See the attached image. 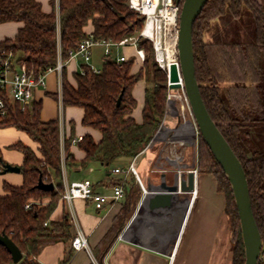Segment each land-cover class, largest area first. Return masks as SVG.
<instances>
[{
    "label": "trees",
    "instance_id": "16d2710c",
    "mask_svg": "<svg viewBox=\"0 0 264 264\" xmlns=\"http://www.w3.org/2000/svg\"><path fill=\"white\" fill-rule=\"evenodd\" d=\"M50 5L52 11L47 13L37 0H0V24H22L15 38L0 41V52L12 53L17 63L25 65L34 77L56 67L59 57L67 62L70 52L89 37L117 43L136 36L144 25V19L130 9L128 0H50ZM244 6L253 10L256 20L253 44L205 41V33L214 21L228 12L239 18ZM90 25L93 26L91 35L86 32ZM193 43L202 98L244 168L254 217L264 242V152L252 142L250 132L264 129V0H208L194 23ZM140 47L146 50L148 58L136 75L131 74L134 61L117 64L115 60H108L98 73L84 65L85 74L76 73V86H73L68 81L66 66L63 68V107L83 109L82 125L102 135L100 142H95L91 135L77 142L85 153L83 161L78 162L71 151L73 136L62 141L59 119L42 121L41 103H33L24 110L17 103H10L7 117L0 120V127H15L38 144V154L21 143L14 146L24 155L21 166L24 182L20 187L6 183L5 195L0 196V232H5L24 254L18 264H39L37 259L43 248L72 237L68 215L59 222L51 221L64 192V170L70 172L96 164L108 166L121 159L133 160L158 132L167 102V75L153 59L152 44L143 41ZM143 78L148 87L143 122L137 123L132 116L137 105L133 90ZM53 97L59 101L58 93ZM71 126L73 131L75 123L71 122ZM198 171L217 177L227 200L232 262L245 264L240 220L231 186L202 138L198 146ZM40 178L48 184L54 183L57 190L38 189ZM138 192L130 194L116 224L104 238L102 250L95 253L99 264H103L104 255L128 223L135 206L133 200L142 194L140 189ZM28 203H32L31 210L25 209ZM0 264H14L2 245Z\"/></svg>",
    "mask_w": 264,
    "mask_h": 264
},
{
    "label": "crops",
    "instance_id": "0c3cea01",
    "mask_svg": "<svg viewBox=\"0 0 264 264\" xmlns=\"http://www.w3.org/2000/svg\"><path fill=\"white\" fill-rule=\"evenodd\" d=\"M37 1L41 2L45 12L52 11L50 0ZM21 26L22 24L17 22L0 24V41L15 38ZM86 32L91 35L93 26H88ZM127 49L131 53H127L125 56L130 61H135L134 48L127 47ZM94 50L95 48L92 52L91 64L97 70H101L105 60L96 57L97 54ZM134 63H137V65L134 64L131 70L132 75H136L143 67L140 62ZM83 66L84 62L80 58L68 62L66 66L67 78L73 86H76L74 76L76 73H80ZM59 79V74L56 72L48 74L47 87H40L34 93L33 103L42 104L41 119L43 122L60 120L59 102L53 97L58 93ZM147 87L148 82L146 78H143L136 83L133 90L137 105L132 116L137 123L143 122ZM179 112L180 105L178 103L171 106L158 136L135 159H121L108 166L96 164L87 169H74L70 172L64 170V189L66 184L90 180L98 193L110 195L113 193L116 183L125 177L113 174V170H127L133 161H135L138 175L145 188L149 183L153 185L160 184V177L163 172H166L170 181L178 170L188 172L197 169V193L192 202L182 235L171 254H169L170 246L164 249L167 253L162 254L122 239V235L137 216L144 197V193L133 174L126 176L125 197L119 203L108 204L99 210L90 201L74 200L73 209L78 226L88 238L92 257L97 264L99 262L95 253L102 250V242L116 224L122 208L128 203L130 194L138 192L139 189L142 194L138 196V199L133 200L135 206L132 209L128 223L107 254L104 255L103 264H233L231 228L226 213L225 197L218 192L213 178L200 176L198 171L200 139H196V129L192 120L188 119L187 122L183 123L179 119ZM83 118V109L63 107L62 141L73 136L71 151L78 162L83 161L85 158V153L77 145L79 139L85 135H91L95 142H100L102 139L99 131L82 125ZM71 122L75 123L73 131ZM19 143L31 148L38 154V144L26 133L15 127H0V196L5 195L4 185L6 183L16 187L23 185L24 178L21 172L3 173L5 164L19 168L23 165L24 155L14 147ZM47 203L48 200H45L44 204ZM68 213L69 207L61 199L51 217V221L59 222ZM139 216H142V214ZM140 222L141 219L130 226L125 239H135L137 226ZM76 232V227L71 225L72 237L70 239L43 248L37 259L39 264H96L88 252H76L72 248V240L76 236Z\"/></svg>",
    "mask_w": 264,
    "mask_h": 264
},
{
    "label": "water",
    "instance_id": "95a60500",
    "mask_svg": "<svg viewBox=\"0 0 264 264\" xmlns=\"http://www.w3.org/2000/svg\"><path fill=\"white\" fill-rule=\"evenodd\" d=\"M178 4L181 0H176ZM208 0H184L180 14V39L178 45L179 68L172 65L170 82L172 89L181 88V79L194 116L199 137L204 140L218 164L221 166L232 189L240 220L241 234L245 248L246 263L257 264L262 247V237L257 226L250 198L249 183L244 168L234 151L212 120L200 92L196 78L195 53L193 43V27L202 13ZM181 74V78H180ZM122 97L117 105L121 104ZM20 173L21 168L9 164L4 165L3 173ZM197 169L176 171L169 181L166 172L160 177V184H148L137 216L131 225L141 219L137 226L136 237L122 239L148 250L166 254L164 250L170 246V252L176 247L185 227L196 191ZM38 189L55 191L54 183H46L40 178ZM142 214V216H139ZM0 245L4 246L18 264L24 254L16 243L5 233L0 232Z\"/></svg>",
    "mask_w": 264,
    "mask_h": 264
},
{
    "label": "built area",
    "instance_id": "2783aa9c",
    "mask_svg": "<svg viewBox=\"0 0 264 264\" xmlns=\"http://www.w3.org/2000/svg\"><path fill=\"white\" fill-rule=\"evenodd\" d=\"M182 1L183 0H181V3ZM128 3L130 9L144 19V25L136 36L124 38L117 43L107 40H95L93 37H89L79 45L77 50L70 52V59L67 62H63L61 57H59L56 67L48 69L44 74H40L37 77L30 75L25 65L18 64L12 53L1 51L0 120L7 117L10 103L19 104L23 110L25 108H30L33 104L35 91L40 87L46 88L48 74L56 72L60 77L58 85V102L60 107V124L61 128H63L62 71L63 68L67 66L68 62L80 58L85 66H89L95 73H98L100 70H97L91 64L94 48H104L105 62L108 60H115L117 64H122L129 62V58L124 55L113 59L112 49L132 47L136 53L135 61L143 64L147 60L148 55L146 50L140 47V44L143 41H149L153 46L154 61L167 75V87L169 92L166 102V115L169 113L171 106L178 103L180 105L179 119L182 120L183 123L187 122L188 119L192 120L196 129V139L199 140V131L189 105L182 79L181 88L179 89H172V84L170 82L172 65L176 64L180 73L178 45L180 39L181 3L178 4L176 0H128ZM85 72V68H82L80 74L84 75ZM163 126L164 122L154 138L158 136ZM79 140L81 141L82 138ZM113 174H119L125 177L121 179L119 184L114 186L113 193L110 195L98 193L90 180L66 184L64 192L62 193V201L69 207L68 218L70 225H73L77 229L76 236L72 240V248L76 252L86 251L92 257L88 238L78 226V221L73 209L74 200L80 199L90 201L99 210L103 209L108 204L119 203L125 197L124 183L126 182V176L128 174H133L135 176L145 194V187L138 175L135 161L130 164L127 170L115 169L113 170ZM31 206L32 203H28L25 209L31 210ZM47 225L48 223H45V226ZM93 261L97 264L94 258ZM257 264H264V242H262Z\"/></svg>",
    "mask_w": 264,
    "mask_h": 264
},
{
    "label": "rangeland",
    "instance_id": "374dc122",
    "mask_svg": "<svg viewBox=\"0 0 264 264\" xmlns=\"http://www.w3.org/2000/svg\"><path fill=\"white\" fill-rule=\"evenodd\" d=\"M255 21L256 20L253 10L249 6H244L241 10V15L239 18H234L232 14L228 12L218 20L214 21L213 24L211 25V28L205 33L204 39L207 43H216V44L217 43L218 44L238 43L244 45L253 44L255 42ZM94 51L95 54H97L96 57H101L103 60H105L104 48L96 47ZM127 53H131V52L128 49L126 50V47L113 48L112 58L115 59L117 56L125 55ZM136 65L137 63L135 64V66ZM168 92L169 91L167 87V95ZM165 116H166V108L162 123L165 120ZM250 132L252 133V142L254 144H257L260 150L264 152V129L260 127L259 129L251 130ZM199 174L200 176H208L210 178H213V180L216 182L218 192L224 195L225 203L227 204L226 196L224 192L220 190V183L217 177L207 173H199ZM232 260H233V246H232Z\"/></svg>",
    "mask_w": 264,
    "mask_h": 264
}]
</instances>
